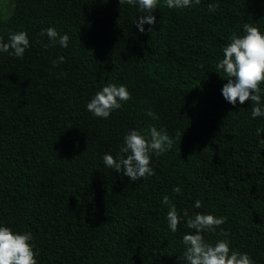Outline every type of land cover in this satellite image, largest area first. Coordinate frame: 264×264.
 <instances>
[{"label":"trees","instance_id":"trees-1","mask_svg":"<svg viewBox=\"0 0 264 264\" xmlns=\"http://www.w3.org/2000/svg\"><path fill=\"white\" fill-rule=\"evenodd\" d=\"M151 14L155 24L140 32L147 13L119 0H14L0 11L4 42L19 31L29 39L23 58L0 52V226L32 233L37 264H185L196 213L226 218L206 241L227 239L264 264V116H251V100L228 103L216 68L244 23L264 34V0L184 9L158 0ZM48 27L67 33L68 46L44 47ZM109 83L132 98L103 119L86 105ZM152 125L174 141L152 155L154 175L133 182L104 165L130 130ZM164 196L181 217L175 233Z\"/></svg>","mask_w":264,"mask_h":264},{"label":"clouds","instance_id":"clouds-1","mask_svg":"<svg viewBox=\"0 0 264 264\" xmlns=\"http://www.w3.org/2000/svg\"><path fill=\"white\" fill-rule=\"evenodd\" d=\"M200 3L201 0H165L168 9H184ZM119 4L138 5L140 12L147 13L135 21L140 32L145 31L143 27L145 23L155 24L156 18L151 13L157 9L158 0H119ZM218 8L219 4L208 5L210 12H215ZM243 31V35L231 36V42L223 48V58L216 64L217 70H222L224 78L227 79L221 92L224 99L233 105L237 101L244 104L251 100L253 103L251 116L262 117L264 89L260 85L264 83V34L258 27L248 23L243 24ZM45 34L50 43L44 47L57 42L61 47L68 46L70 37L67 33L61 35L55 28L48 27L41 30L40 35ZM28 48L29 39L25 31L10 33L8 42H4L3 37H0V52H8L9 55L23 58ZM63 61L64 57L60 56L53 61V66ZM131 98V93L125 85L117 86L109 83L95 93L86 107L94 116L107 119L113 111L122 107L121 102H127ZM146 115L153 119L157 118L151 110L147 111ZM261 131L264 129H257L258 136ZM179 135L181 137L182 133ZM123 140L119 153L115 157L105 153L103 163L112 170L123 172L133 182L154 175V170L150 166L152 155H162L171 150L174 143L166 130H158L154 125L149 126L147 130L132 129ZM258 143L261 149H264V139L259 138ZM172 191L180 193L181 189L177 186ZM162 203L169 206L168 227L175 233L181 217L168 196L163 197ZM194 206L199 209L202 207V202L196 200ZM184 216L188 217L187 210H184ZM225 222V217L212 214L196 213L194 217H188L186 226L195 231L184 234L182 243L185 245V252L182 258H178L183 259L185 264H255L247 253L230 250L227 239L217 240L215 244L205 240L203 233L215 232L217 227ZM221 235L227 236V233L221 229ZM32 239L31 232L17 233L10 227L0 226V264H37L35 257L38 253L33 251L30 243Z\"/></svg>","mask_w":264,"mask_h":264},{"label":"rangeland","instance_id":"rangeland-1","mask_svg":"<svg viewBox=\"0 0 264 264\" xmlns=\"http://www.w3.org/2000/svg\"><path fill=\"white\" fill-rule=\"evenodd\" d=\"M13 4H14V0H0V11L2 15L9 14L13 7Z\"/></svg>","mask_w":264,"mask_h":264}]
</instances>
